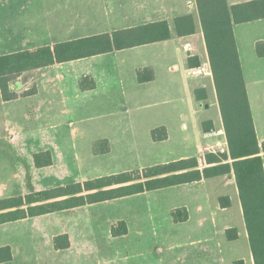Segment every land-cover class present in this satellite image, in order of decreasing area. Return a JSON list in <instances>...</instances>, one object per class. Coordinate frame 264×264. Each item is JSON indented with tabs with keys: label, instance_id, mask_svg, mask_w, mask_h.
Here are the masks:
<instances>
[{
	"label": "rangeland",
	"instance_id": "1",
	"mask_svg": "<svg viewBox=\"0 0 264 264\" xmlns=\"http://www.w3.org/2000/svg\"><path fill=\"white\" fill-rule=\"evenodd\" d=\"M46 3L47 0L6 1L0 53L101 31L51 30L49 14L42 10ZM113 62L111 57L101 56L37 69L31 72L32 79L28 74L16 83L37 88L38 95L32 101L21 99L4 104L0 99V199L164 163L182 153L180 142L192 148L195 140L191 132L173 134L168 143H155L146 132L157 122L188 117L192 108L185 103L157 102L137 110L111 100L113 95L121 96L119 79L117 84H107L111 79L102 70L112 69ZM188 69H181L178 77L185 81L205 79L206 75H188ZM90 73H101L100 90L83 93L79 79ZM249 74L256 75L251 85L264 86V68L254 67ZM31 106H40L41 117L27 118ZM214 111L215 107L211 114ZM105 138L109 139V152L96 153L95 144ZM102 147L101 143L98 148ZM45 151L51 152L54 164L38 168L34 156ZM223 178L6 225L2 228L15 230L6 240L14 247L11 264H233L231 259L237 256L227 248L224 227L233 223L243 230L244 216L237 203L228 210L229 216L219 209L220 197L231 191L219 182ZM203 197L208 200L206 211L199 204ZM185 202L191 205L192 218L175 223L170 209ZM118 217L131 220L133 230L129 236L113 237L110 224ZM65 232L72 236L73 244L57 251L54 237ZM237 243L245 252V237Z\"/></svg>",
	"mask_w": 264,
	"mask_h": 264
},
{
	"label": "trees",
	"instance_id": "2",
	"mask_svg": "<svg viewBox=\"0 0 264 264\" xmlns=\"http://www.w3.org/2000/svg\"><path fill=\"white\" fill-rule=\"evenodd\" d=\"M197 5L229 144V153L208 154L207 163L214 165L202 170L199 168L197 158H184L142 170L101 176L66 186L0 199V224L234 171L255 264H264V156L261 155L264 144L260 146L257 138L234 32V24L264 18V0H252L232 6L227 0H197ZM175 30L179 36L195 33L193 16L189 14L176 17ZM170 37L169 23L158 21L113 33L58 42L53 46L44 45L35 49L0 55L2 97L10 101L18 96L11 91V83L27 71ZM257 51L259 55L264 56V42L257 44ZM142 71L144 70L139 71L140 80L149 81L153 78V76L146 77ZM80 87L82 90L94 89L96 83L93 78L84 77ZM30 92L32 90L27 94ZM196 95L199 100L207 97L204 89H198ZM161 130L164 131L163 134ZM152 135L155 140L165 139L167 136L164 128L154 129ZM101 143L103 147L100 149L98 146ZM95 145L96 153H106L110 150L107 140H99ZM229 159L232 163H224ZM34 162L38 168L52 165L51 152L35 154ZM221 203L223 206H228L229 197H222ZM172 216L175 222H183L188 219V212L185 208H178L172 212ZM126 233L127 227L124 221L112 228L114 236ZM237 236L235 228L228 230L229 239H235ZM54 242L56 249L70 247L67 234L56 236ZM12 256L9 246L0 248V262L9 261Z\"/></svg>",
	"mask_w": 264,
	"mask_h": 264
},
{
	"label": "crops",
	"instance_id": "3",
	"mask_svg": "<svg viewBox=\"0 0 264 264\" xmlns=\"http://www.w3.org/2000/svg\"><path fill=\"white\" fill-rule=\"evenodd\" d=\"M7 0H0V29L4 28L5 21V4ZM47 0V3L42 8L43 12L49 14L47 17V22L51 30H89V29H100L98 33L88 35L93 36L102 33H113L115 31L129 29L138 27L141 25L154 23L158 21H167L169 23L171 37L169 39L156 41L152 43H146L134 47L124 48L120 50H115L107 53H101L93 55L91 57L76 59L72 61H81L90 58H97L101 56H109L114 61L112 63V69H103L102 73L104 76L109 77L107 84L112 85L117 84L119 79L121 90V96L115 97L113 95L111 100L115 101L119 105L129 104L128 106L136 108L137 110L146 109L157 102L164 103H185L186 107L192 108V114L187 117L177 119H168L161 122H157L155 125L148 126L146 132L151 136V139L155 143H168L173 139V134L177 135L181 132H191L195 142L192 144L190 149L185 142H180L179 146L183 149L182 153L178 157H170L166 159L164 163H169L172 161L184 159V158H197L200 164V170L205 167L212 166L214 164L207 163L206 156L208 154L217 153H229V144L227 136L225 133L224 121L221 114V109L219 105V100L217 96V90L213 78L209 53L207 49V44L205 40L204 30L201 23V18L199 14V9L197 5V0ZM229 5H235L239 3H244L252 0H227ZM15 4V3H14ZM191 14L195 21L196 31L193 34L179 36L175 30V19L178 16ZM263 19L253 20L244 23L234 24V32L237 41L238 51L246 79L247 90L249 95L250 106L253 114V119L255 123V129L257 133V138L259 145L264 144V86L251 85L250 80L255 78L256 75H251L249 72L255 67L257 70L259 68H264V56L258 54L257 44L264 42V24ZM258 29V30H255ZM84 36V37H88ZM82 38V37H80ZM78 39V38H76ZM73 40V39H71ZM69 41V40H66ZM58 42L64 41H54L42 45H33L35 49L44 45H54ZM20 50L27 49H16L9 48L7 52L0 53V55L17 52ZM191 59V60H190ZM190 60V61H189ZM68 61V62H72ZM56 63L51 66L43 67H53L60 64L68 63ZM195 64L206 65L209 67V71L205 76V79L200 80H182L178 77V73L181 69L194 68L191 66H196ZM198 65V66H200ZM182 66L184 68H182ZM197 67V66H196ZM41 69V68H39ZM33 69L23 73L21 77L14 80L11 83V91L15 92L18 96L10 101H6L2 97L0 90V99L2 103L7 104L12 101L29 99L38 95L37 88H31L28 84L23 82L21 85H16L20 80H24V76L29 74V78L32 79ZM146 77L153 76L149 81H142L139 78V71ZM148 70V71H147ZM189 71V69H188ZM187 71V74L190 75ZM101 73H90L84 75L79 79V88L83 93L86 92H96L100 90L101 81L99 76ZM191 76V75H190ZM84 77H91L96 83L94 89L82 90L80 87V82ZM196 77V76H193ZM254 80V79H253ZM252 84L253 81H251ZM19 86V89H18ZM198 89L206 90L207 97L204 100H199L196 95ZM29 94L27 92L31 91ZM175 107V105H173ZM215 107V111L211 114L212 109ZM32 110L26 114L28 119L32 117L40 116L41 108L40 106L35 109L31 106ZM40 112V113H39ZM183 114V113H182ZM41 117V116H40ZM153 120V118H152ZM183 121L182 124L180 121ZM6 121V119L4 120ZM157 128H164L167 134L165 139L155 140L152 135V131ZM181 131V132H180ZM163 134L164 131L161 130ZM105 140H108L105 138ZM264 156V150L261 152ZM53 158V157H52ZM230 162L232 160L224 161V163ZM164 163H156L164 164ZM35 164V163H34ZM54 164V161L52 165ZM51 166V165H50ZM154 166V165H153ZM48 167V166H47ZM151 167V166H149ZM141 167L136 170H142ZM135 171L134 169H128L122 172ZM121 173V172H120ZM224 177L223 180H219L225 187L231 189V191L220 197L219 209L224 213L225 216H229V209L237 203L239 206V212H243V207L241 203L240 193L236 182V177L234 171L229 174L218 175L210 178H203L201 180L178 184L170 187L144 191L133 195H127L119 198H114L102 202L91 203L83 206H97L99 204H108L114 200H124L127 198L135 197L147 194L151 191H159L172 187H180L183 185L199 184L205 183L207 179ZM33 192V191H32ZM18 195H12L9 197H15ZM222 197H229L230 204L228 206H223L221 203ZM8 198V197H6ZM4 199V198H2ZM197 200H199L197 198ZM201 201V202H200ZM208 200L202 198L199 200V204L202 206L204 211L207 210ZM198 202L196 205H199ZM82 207V206H79ZM77 208V207H75ZM178 208H185L188 212V219L183 222H175L172 216V212ZM74 209V208H72ZM70 210V209H67ZM63 210V211H67ZM56 211V212H63ZM52 212V213H56ZM48 213V214H52ZM98 213V212H97ZM217 213V211H216ZM47 215V214H45ZM170 215L175 223H186L192 218L191 205L188 202L181 203L172 209H170ZM42 216V215H40ZM37 217V216H36ZM33 217H28L25 219H19L15 221H9L0 224V248L9 246L12 251V259L5 262H0V264H11L14 261L13 253V243L11 241H6L10 238L12 233H15L13 228H2L6 225L27 221ZM124 221L127 227V233L120 236L113 237H127L132 232L131 220L128 217H118L115 218L110 224V229L116 226L119 222ZM231 224V223H230ZM235 228L237 230V237L235 239H229L228 230ZM224 232L226 234V245L229 251H234V256L236 259L232 258L233 264H255L253 257L249 234L244 217V228L243 230L237 228L236 225H226L224 227ZM9 234V235H7ZM61 234H67L70 240V247L73 244L71 240L72 236L65 232ZM235 234V233H232ZM245 237L246 244L244 252L242 245L237 242L241 237ZM55 238V237H54ZM11 240V239H10ZM220 246V244H218ZM67 248V249H69ZM57 251L63 249H56ZM242 262V263H241ZM189 264V263H184ZM195 264V263H194ZM223 264V263H219Z\"/></svg>",
	"mask_w": 264,
	"mask_h": 264
},
{
	"label": "built area",
	"instance_id": "4",
	"mask_svg": "<svg viewBox=\"0 0 264 264\" xmlns=\"http://www.w3.org/2000/svg\"><path fill=\"white\" fill-rule=\"evenodd\" d=\"M208 71H209V67H207L206 65H200L194 68H190L188 73L191 76H199V75L207 74Z\"/></svg>",
	"mask_w": 264,
	"mask_h": 264
}]
</instances>
